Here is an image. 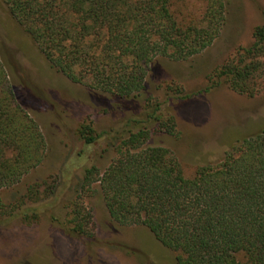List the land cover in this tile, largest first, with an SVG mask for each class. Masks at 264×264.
<instances>
[{
    "label": "trees",
    "instance_id": "obj_1",
    "mask_svg": "<svg viewBox=\"0 0 264 264\" xmlns=\"http://www.w3.org/2000/svg\"><path fill=\"white\" fill-rule=\"evenodd\" d=\"M180 1L6 0L55 68L73 82L128 100L143 94L156 57L188 59L220 35L225 0H207L190 19L181 17ZM254 37L217 75L247 95L263 86L264 23ZM164 104L148 98L146 117L129 118L120 130L118 157L104 171L87 166L81 187L98 182L112 219L148 228L177 253L178 264H264V128L187 177L170 148L147 144L152 134H178ZM79 133L87 145L102 136L91 122ZM46 155L45 134L17 100L0 57V188L19 183ZM36 192L30 186L27 195ZM73 206V230L84 234V211Z\"/></svg>",
    "mask_w": 264,
    "mask_h": 264
},
{
    "label": "rangeland",
    "instance_id": "obj_2",
    "mask_svg": "<svg viewBox=\"0 0 264 264\" xmlns=\"http://www.w3.org/2000/svg\"><path fill=\"white\" fill-rule=\"evenodd\" d=\"M225 2L226 20L215 41L185 60L156 57L143 94L128 100L69 79L0 0V57L17 100L47 141L44 161L16 185L0 188V264H178L177 253L148 228L112 219L98 182L85 189L80 182L87 166L104 171L118 157L120 130L129 118L146 117L148 98L170 108L178 134H152L147 144L170 148L187 177L264 128V78L259 91L247 95L217 76L254 43V29L264 23V0ZM206 5L207 0H183L178 11L195 18ZM84 122L102 134L93 144L80 137ZM30 186L37 189L33 195H27ZM75 202L85 214L84 234L73 230Z\"/></svg>",
    "mask_w": 264,
    "mask_h": 264
}]
</instances>
